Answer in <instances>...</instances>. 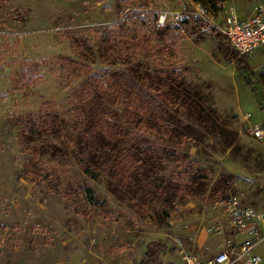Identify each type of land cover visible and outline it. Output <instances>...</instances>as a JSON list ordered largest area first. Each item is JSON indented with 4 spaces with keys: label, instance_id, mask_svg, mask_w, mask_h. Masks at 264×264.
I'll return each instance as SVG.
<instances>
[{
    "label": "rangeland",
    "instance_id": "rangeland-1",
    "mask_svg": "<svg viewBox=\"0 0 264 264\" xmlns=\"http://www.w3.org/2000/svg\"><path fill=\"white\" fill-rule=\"evenodd\" d=\"M193 2L0 0V264H143L150 244L149 264H174L203 226L226 224L228 196L264 210V138L251 133L264 124V48L238 53L241 71L218 35L169 16ZM130 74L173 132L161 133L163 176L120 181L95 127L125 110L108 84ZM255 250L264 264V242Z\"/></svg>",
    "mask_w": 264,
    "mask_h": 264
},
{
    "label": "built area",
    "instance_id": "built-area-1",
    "mask_svg": "<svg viewBox=\"0 0 264 264\" xmlns=\"http://www.w3.org/2000/svg\"><path fill=\"white\" fill-rule=\"evenodd\" d=\"M169 16L177 23L190 19L204 29H216L241 55L264 48V4L243 16L233 7L220 12L195 1L190 8L171 12ZM166 20V14L159 16L160 23ZM251 133L255 138L263 139L264 126L252 127ZM221 204L225 209L226 224L217 221L207 230L223 236V240L212 254L202 248L184 250V264H261L262 256L255 248L264 242V210L244 204L239 195H230Z\"/></svg>",
    "mask_w": 264,
    "mask_h": 264
},
{
    "label": "trees",
    "instance_id": "trees-1",
    "mask_svg": "<svg viewBox=\"0 0 264 264\" xmlns=\"http://www.w3.org/2000/svg\"><path fill=\"white\" fill-rule=\"evenodd\" d=\"M195 1L204 5H209L213 9L218 10V2L224 0ZM157 19L158 16L156 17V20ZM211 32L216 34V36L218 35L220 47L228 60L234 62L241 71L249 69L247 59L238 56V52L230 45L226 36L216 29H211ZM220 36L223 38H220ZM225 41H227L228 44H226ZM121 78H123L124 81H122ZM111 81L112 82L108 84V88L110 89L108 90L111 91L112 97H114L113 101L120 103L124 99L125 101H129V103H127L124 111L116 114L117 118L115 120L112 121L108 118L102 119L100 124H98L99 126H96L95 129L100 127L106 130L101 131L103 138L106 140L103 148L110 152L109 159L114 163V175L118 177L122 175L120 181L127 176L131 177L134 172H136V174L133 175L136 180H138V177L143 173L145 176L157 175L159 172L160 175H162L161 170L163 168L160 161L166 158L165 154H167V151L165 144L164 146L162 145L163 136L161 133H163L166 128L170 130L171 127L161 122L164 121L162 119L163 110H161V104L157 102V96L154 97L151 93L147 92L145 97L143 95L146 101L137 100L143 93L144 84L139 81L135 74H130L129 77L127 76L125 78L121 75L120 79H112ZM126 82L130 84L128 85ZM129 86L133 87L134 90L137 89V92L135 94L126 93V89L128 90ZM130 108L131 111H129ZM95 129L93 127L91 130H87V132L90 131L88 133H92ZM190 129V126L186 125L184 131H182V135H186V131L188 132ZM171 131L173 132V128ZM89 169V167H86L85 171H89ZM126 171L131 172L132 175H123ZM92 177H96L95 174H93ZM192 193L195 194V192ZM88 199L94 201L92 194L89 193ZM143 255V264H149L155 261L157 259V252L154 245L150 244Z\"/></svg>",
    "mask_w": 264,
    "mask_h": 264
},
{
    "label": "crops",
    "instance_id": "crops-1",
    "mask_svg": "<svg viewBox=\"0 0 264 264\" xmlns=\"http://www.w3.org/2000/svg\"><path fill=\"white\" fill-rule=\"evenodd\" d=\"M241 15H243V14H241ZM243 16H245V15H243ZM213 237L215 239L210 236V234L207 230V226H203V229H201L199 235L193 240L194 241L193 247L194 248H202L204 251L207 250V251L214 253L216 251L217 244L220 241H222L224 237L223 236H220V237L213 236ZM217 237L219 238V240ZM207 251H205V252H207ZM181 252H182V250L179 251V255L177 258H175L174 264H184V259H183V255Z\"/></svg>",
    "mask_w": 264,
    "mask_h": 264
}]
</instances>
